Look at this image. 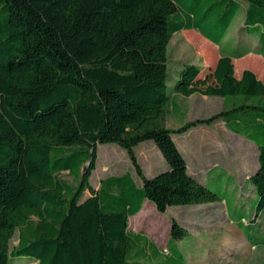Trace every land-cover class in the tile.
<instances>
[{"label": "trees", "instance_id": "obj_1", "mask_svg": "<svg viewBox=\"0 0 264 264\" xmlns=\"http://www.w3.org/2000/svg\"><path fill=\"white\" fill-rule=\"evenodd\" d=\"M243 3L240 31L250 41H227ZM178 31L198 33L219 57L208 76L186 63L168 85L167 45ZM250 54L264 60V0H0V264L20 256L36 264H147L141 240L154 255L188 264L180 243L194 242L176 221L165 253L128 228L145 200L160 213L225 202L249 243L264 246V80L250 67L238 77L234 63ZM193 94L220 97L221 111L166 127L175 97ZM219 119L258 150L243 201L229 174L189 173L173 138ZM149 140L168 165L152 177L134 151ZM106 143L126 152L140 185L130 172L90 185L97 145ZM217 178L224 189L210 187Z\"/></svg>", "mask_w": 264, "mask_h": 264}, {"label": "rangeland", "instance_id": "obj_2", "mask_svg": "<svg viewBox=\"0 0 264 264\" xmlns=\"http://www.w3.org/2000/svg\"><path fill=\"white\" fill-rule=\"evenodd\" d=\"M243 5L229 29L227 41H238L243 37L240 26L247 3ZM189 31L175 32L167 45L168 85L173 84L175 72L186 63L202 66L201 77L208 76L219 57L215 46L212 47V52L207 45L202 44V37L198 33ZM243 39L250 41L246 36ZM238 60H234L235 75L239 74L240 69L250 67L264 80L262 59L250 54ZM175 100L178 111L167 113L164 120L165 126L173 130L186 123L209 118L219 113L223 107L222 99L216 96L177 95ZM173 138L187 160L190 173L201 179H206L212 169L221 177H225L227 173L238 187L236 200H244L242 195L248 193L250 188L248 177L258 166V150L253 142L229 132L220 119L210 124L194 125L185 132L173 134ZM134 151L137 162L147 177L168 169L167 162L152 141L140 143ZM124 172H130L136 184H141L131 160L122 148L114 143L97 145L96 165L89 178L90 185L97 189L103 178ZM59 176L69 183L74 182L66 172H61ZM224 179H213L210 187L214 190L224 189L227 183ZM88 195L89 192L85 191L83 198ZM172 221H176L190 234L189 239L198 248L194 252L190 251L188 264H264V247L254 249L245 241L242 232L231 222L225 202L170 206L164 213H160L149 200H145L141 211L130 217L129 229L142 233L165 253ZM17 237L18 231L10 240V250L16 247ZM139 245L143 247L140 253L142 261L147 264H181L175 254L171 257L154 255L143 240ZM138 248L139 246L134 251H138ZM9 264H36V261L28 256L11 257Z\"/></svg>", "mask_w": 264, "mask_h": 264}, {"label": "crops", "instance_id": "obj_3", "mask_svg": "<svg viewBox=\"0 0 264 264\" xmlns=\"http://www.w3.org/2000/svg\"><path fill=\"white\" fill-rule=\"evenodd\" d=\"M242 25V24H241ZM228 36V35H227ZM226 39H227V37H226ZM258 58H260L259 56H257ZM261 59V58H260ZM264 61V60H263ZM240 73H241V69L239 70V74L237 75L238 77H239V75H240ZM230 132V131H229ZM232 133V132H231ZM232 134H234V133H232ZM234 135H236V134H234ZM236 136H238L239 137V135H236ZM244 140H246V139H244ZM246 141H249V140H246ZM187 169H188V164H187ZM189 172V171H188ZM190 173V172H189ZM191 174H193V173H191ZM193 175H196V174H193ZM197 176V175H196ZM199 177V176H198ZM242 196H244L245 198L247 197V195L246 194H244V195H242ZM235 199H236V195H235ZM226 209H227V207H226ZM141 211V210H140ZM227 213H228V216H229V212H228V209H227ZM138 214V213H137ZM135 216V215H134ZM229 218H230V216H229ZM256 218V216H253V217H251L250 218V220L249 221H252L253 219H255ZM129 219H130V217H129ZM230 220H231V218H230ZM245 221H247V220H244L243 221V223H244V225L245 226H247V224H248V222H245ZM262 221V218H261V216L259 217V218H257V220H256V222L255 223H260ZM231 222L242 232V234H243V236H244V239H245V241L250 245V246H252L254 249H257V248H259V247H264V246H261V245H253V244H251V243H249V241L247 240V238L245 237V235H244V233H243V231L234 223V221L233 220H231ZM128 228H129V220H128ZM132 231V230H131ZM263 231H264V226H263ZM134 232V231H133ZM136 233V232H135ZM181 244V246H182V248L186 251V254H187V258H188V256L190 255V251H192V252H194V251H196L197 249L195 248V247H193V248H191V247H187V245H186V243H183V242H181L180 243ZM202 251V250H201Z\"/></svg>", "mask_w": 264, "mask_h": 264}, {"label": "water", "instance_id": "obj_4", "mask_svg": "<svg viewBox=\"0 0 264 264\" xmlns=\"http://www.w3.org/2000/svg\"><path fill=\"white\" fill-rule=\"evenodd\" d=\"M88 165V164H87ZM87 165L84 167V169H83V172L86 170V168H87Z\"/></svg>", "mask_w": 264, "mask_h": 264}]
</instances>
